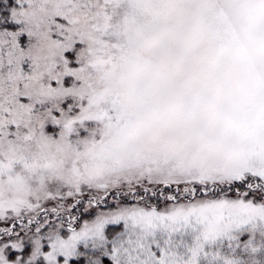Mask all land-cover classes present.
<instances>
[{
	"label": "snow or ice",
	"instance_id": "snow-or-ice-1",
	"mask_svg": "<svg viewBox=\"0 0 264 264\" xmlns=\"http://www.w3.org/2000/svg\"><path fill=\"white\" fill-rule=\"evenodd\" d=\"M0 264H264V0H0Z\"/></svg>",
	"mask_w": 264,
	"mask_h": 264
}]
</instances>
